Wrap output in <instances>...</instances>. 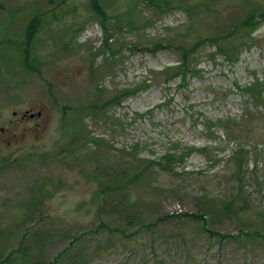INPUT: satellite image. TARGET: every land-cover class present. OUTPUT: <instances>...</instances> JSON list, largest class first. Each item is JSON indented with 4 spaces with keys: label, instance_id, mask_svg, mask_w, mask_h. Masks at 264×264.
Here are the masks:
<instances>
[{
    "label": "rangeland",
    "instance_id": "1",
    "mask_svg": "<svg viewBox=\"0 0 264 264\" xmlns=\"http://www.w3.org/2000/svg\"><path fill=\"white\" fill-rule=\"evenodd\" d=\"M91 1L0 0V264H264V87L246 88L264 79V0H99L110 20ZM35 13L59 17L39 16L27 66ZM194 37L184 79L156 72L179 57L149 44Z\"/></svg>",
    "mask_w": 264,
    "mask_h": 264
},
{
    "label": "trees",
    "instance_id": "2",
    "mask_svg": "<svg viewBox=\"0 0 264 264\" xmlns=\"http://www.w3.org/2000/svg\"><path fill=\"white\" fill-rule=\"evenodd\" d=\"M146 2H148L150 5H152V7L154 8H157V9H164V8H167L169 6V0H161V1H156V0H144ZM165 6V7H164ZM91 7L94 9V11L101 15L103 18H106V20H110L114 17H116L117 15H121L120 13L118 14H109L107 13V10L104 9V7L102 6V4L100 3L99 0H92L91 1ZM67 11H69L68 9H65L64 10V13L62 11H60V14H62V16L66 15L67 14ZM39 16L41 17H49V16H52L53 19H56L59 17V15H56V13H52V14H49V15H39L38 13H35L34 14V17L31 18V20L27 23V26H25V29L22 33V41H21V44H20V47L15 49L14 53L17 52V50H19L21 52V54L23 55V62L25 63V65L29 66L27 64V59L29 57V49H30V41L36 37L38 35V32L40 31L41 27H42V24L40 23V18ZM130 23V21H128ZM131 24V23H130ZM255 20H254V16H253V13L252 11L249 12L244 18L243 20L237 24L236 27H238V25L241 26H244V27H250V31L251 32L255 26ZM232 32L234 31H231L230 32V35L232 34ZM248 33V32H247ZM226 35L225 34H222L220 33V31L218 32H213L212 35H207L206 39H209V40H212L214 42H217V40L219 39H223V37H225ZM108 36L105 37V40H108ZM203 42V39L202 38H199V37H194L193 41H189V43H187V46L184 47L183 45V48H179V46L177 47H172L170 45H168L167 41L165 39H159V40H156L155 42L149 44L146 48V51L150 52V53H155L157 52L159 49L163 48V47H167V48H170L172 50H174L175 53L178 54V61L176 64H174L173 66H171L170 68L167 67V68H163V69H159L158 71V74H162L164 75L165 77H171L172 76H175L177 74H180L182 76V78L184 79L185 78V75H186V72L188 73V66L190 65V59L193 57V55L196 53L194 52V48L196 46H198L199 44H201ZM177 50H180L179 52ZM217 50H218V47H217ZM220 50L223 52L225 50L221 49ZM219 51V50H218ZM170 69H173V71H171L170 73H168L167 71L170 70ZM264 87V79H260L259 77H254V80L252 83L248 84L246 86L248 92L250 93V95L255 98L256 100H263L262 98V95H263V90L262 88ZM134 91V89H128V90H120L118 91L116 94L112 95L109 99L105 100L103 105H107V104H111V103H119L123 97H125V95L129 94L130 92ZM92 108H96L97 107V103H94L91 105ZM65 108L66 107H63L62 108V115L63 117L66 115V111H65ZM72 108V107H71ZM26 116V115H25ZM24 116V117H25ZM65 118V117H64ZM66 123V121L64 122V124ZM216 125H221L227 133H230L232 132V130H234V128L232 127L231 123L229 121H222V122H216L215 123ZM210 126H214V124H211ZM190 149V148H189ZM244 156H245V152L240 148L238 150V152H236V160H237V166L238 168H241L242 164H243V160H244ZM163 160L167 163V166H170V162L172 160H175V154L173 153H166L163 157ZM179 158H182V157H179ZM165 167H167L166 165H164ZM240 169H238L239 171ZM129 181H131L130 179L125 181L126 183H130ZM120 186V183H117V184H113V185H108V184H101L100 185V189L101 191L103 190H116L117 188H119ZM218 211H220V208L217 209ZM221 210L223 211L224 214H228L230 211H231V207L228 203H223L222 204V207H221ZM190 216H193V217H196L197 219L199 220H202V221H205L203 219V215L202 214H193V215H190ZM101 225H104L101 224ZM251 229V233H256V231L253 229V228H250ZM219 234V233H218ZM49 264H54V263H49Z\"/></svg>",
    "mask_w": 264,
    "mask_h": 264
},
{
    "label": "water",
    "instance_id": "3",
    "mask_svg": "<svg viewBox=\"0 0 264 264\" xmlns=\"http://www.w3.org/2000/svg\"><path fill=\"white\" fill-rule=\"evenodd\" d=\"M39 114H40V112H38L36 115H39ZM25 115H26V113H23V116H25ZM29 117H30V118H33V117H34V114H33V113H30V114H29Z\"/></svg>",
    "mask_w": 264,
    "mask_h": 264
}]
</instances>
